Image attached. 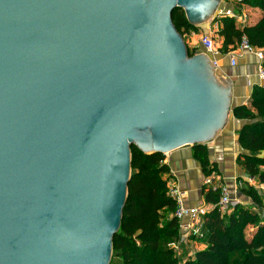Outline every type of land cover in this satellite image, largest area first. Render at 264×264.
Returning <instances> with one entry per match:
<instances>
[{"label":"water","instance_id":"95a60500","mask_svg":"<svg viewBox=\"0 0 264 264\" xmlns=\"http://www.w3.org/2000/svg\"><path fill=\"white\" fill-rule=\"evenodd\" d=\"M220 0H0V264H110L130 147L205 145L232 88L171 15Z\"/></svg>","mask_w":264,"mask_h":264},{"label":"trees","instance_id":"16d2710c","mask_svg":"<svg viewBox=\"0 0 264 264\" xmlns=\"http://www.w3.org/2000/svg\"><path fill=\"white\" fill-rule=\"evenodd\" d=\"M259 8L262 18L254 26L239 27L233 19L221 18L217 35L222 39L223 54L232 52L245 37L255 48L264 49V0H243L240 5ZM172 24L183 37L185 32H196L182 9L172 15ZM189 57L196 51L187 49ZM234 118L248 122L238 132V143L243 150L236 163L250 177L264 186V89L254 86L248 105L234 107ZM204 178L217 173V164L208 158L205 145L192 147ZM164 155L145 154L134 145L130 147V180L127 198L117 233L113 237L110 264H178L169 245L179 241V222L173 214L175 203L167 196L170 170ZM204 202L213 206L204 216L206 247L195 252L183 264H264V194L244 184L240 194L262 212V216L241 204L227 214L217 206L219 195L202 186ZM253 230L248 232V228Z\"/></svg>","mask_w":264,"mask_h":264},{"label":"crops","instance_id":"0c3cea01","mask_svg":"<svg viewBox=\"0 0 264 264\" xmlns=\"http://www.w3.org/2000/svg\"><path fill=\"white\" fill-rule=\"evenodd\" d=\"M231 10L236 14L246 16L245 26H254L263 16L259 8L250 7L246 4L240 5L235 0H220L217 12ZM235 22V21H234ZM239 27L238 23L235 22ZM219 23L209 21L200 27H196V32H185L183 39L188 50H194L198 53L196 41L203 34L209 33L213 29V35L216 37ZM218 36V35H217ZM222 43V39L220 40ZM202 53V51H201ZM218 67L215 74L218 79L224 77L231 84L232 96L231 107L248 105V101L254 86L259 85L258 78L255 75L256 60L251 55H244L238 58L234 67L230 66L228 54H218L215 58ZM248 122L234 118L232 112L229 115L226 127L220 131L214 140L205 144L208 158L211 162L217 164V174L220 176L223 184L230 189L231 196L238 204L249 206L251 201L239 193L238 187L244 184L257 190L264 189L257 179L250 178L244 170L236 163V158L243 153L238 143V132ZM164 163L168 166L170 173L164 177L168 185H177L186 193L185 204L190 207L205 206L211 208L204 202L201 193L203 175L199 163L193 157L192 147H183L169 154L164 155ZM257 184V187L256 185ZM259 193L260 191L257 190ZM262 192V191H261ZM185 221V220H184ZM183 234V233H182ZM185 236V235H184ZM181 260L194 256L195 252L206 247L205 244L184 238L180 236Z\"/></svg>","mask_w":264,"mask_h":264},{"label":"built area","instance_id":"2783aa9c","mask_svg":"<svg viewBox=\"0 0 264 264\" xmlns=\"http://www.w3.org/2000/svg\"><path fill=\"white\" fill-rule=\"evenodd\" d=\"M235 1L236 3L240 4L243 0ZM220 12L221 13L217 15L216 19L213 18L211 22L221 18H230L233 19L236 23H238L241 27H243L246 23V16L244 15H238L231 10H225ZM212 37L213 36L208 33L203 34L199 37L198 43L201 47L202 54L206 55L210 59L212 66L216 70L218 67V62L215 58L219 53L214 46V40ZM228 55L229 63L232 67L236 65L238 58H241L244 55L253 56L256 60L255 75L259 81L258 86L264 89V49H259L251 46L248 40L243 37L237 44L235 49ZM202 186L211 189L213 192H216L219 195L217 206L219 207L221 214L229 213L231 209L238 204V202H236L234 198H232L228 186L223 184L220 176L217 173H214L209 177L203 178ZM257 190L264 192V189L257 188ZM167 196L175 203V212L173 214V217H175L179 222L180 236L197 242L203 240V218L210 211V209L213 208V206H211V208L205 206H187L185 204L186 193L181 190L177 185L169 186L168 182ZM169 248H171L175 252V255L179 261L178 264H183L186 261V259L181 260L180 243L178 241L170 244Z\"/></svg>","mask_w":264,"mask_h":264},{"label":"rangeland","instance_id":"374dc122","mask_svg":"<svg viewBox=\"0 0 264 264\" xmlns=\"http://www.w3.org/2000/svg\"><path fill=\"white\" fill-rule=\"evenodd\" d=\"M219 13H221V12H217V14H215V16H214V18L216 19V17H217V15L219 14ZM242 14V12L240 13V14H238V15H241ZM198 31V30H197ZM208 34H210L211 36H213L212 38H213V40H214V46H215V48L217 49V51H218V53L219 54H223V47H222V43H221V39H220V37L219 36H217V34H216V37H214V35H213V29H211V31L208 33ZM183 35H185V34H183ZM188 38L186 37V39L184 40V42L185 41H187L188 42ZM196 47H197V49H198V53H196V54H201V47H200V45H199V43H198V41H196ZM187 46V45H186ZM213 175V174H212ZM256 185V187H257V184H255ZM252 186V185H251ZM238 189H239V193H240V190H241V186H239L238 187ZM260 193L261 194H263L264 192H261L260 191ZM244 206V205H243ZM247 207H249V208H251V210H253L254 212H257L258 214H260L261 216H262V212H261V210H259L257 207H255L253 204H250L249 206H247ZM248 232H251L252 230H253V228L252 227H249L248 229Z\"/></svg>","mask_w":264,"mask_h":264}]
</instances>
